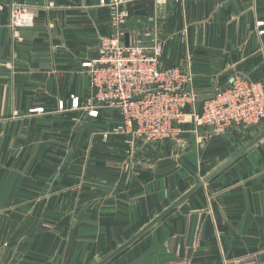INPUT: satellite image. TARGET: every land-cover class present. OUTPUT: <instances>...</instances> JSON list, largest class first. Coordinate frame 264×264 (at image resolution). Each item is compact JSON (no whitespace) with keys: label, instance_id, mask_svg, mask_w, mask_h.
<instances>
[{"label":"crops","instance_id":"1","mask_svg":"<svg viewBox=\"0 0 264 264\" xmlns=\"http://www.w3.org/2000/svg\"><path fill=\"white\" fill-rule=\"evenodd\" d=\"M49 2L55 8L46 12L42 7ZM13 4L35 13L34 25L16 39L9 27ZM126 7L129 40L151 45L160 39L162 67H190L200 94L228 88L236 77L264 87V26L257 24L264 22V0H131ZM116 33L100 0H0V102L20 104L26 89L35 94L53 85L54 34L70 51L95 48L97 35ZM178 34H188L191 42L182 45ZM97 57L98 50L88 59ZM263 125L255 135L232 126L204 137L205 154L219 153L210 172L261 134ZM140 182L132 202L124 200V213L93 223L100 235L70 242L63 236L68 224L47 216L84 215L82 191L73 203L68 193L54 195L47 177L0 174V264H91L98 258L97 264L200 181H179L167 171ZM149 215L153 219L133 231ZM81 220L77 229L84 230ZM108 264H264V139Z\"/></svg>","mask_w":264,"mask_h":264},{"label":"rangeland","instance_id":"2","mask_svg":"<svg viewBox=\"0 0 264 264\" xmlns=\"http://www.w3.org/2000/svg\"><path fill=\"white\" fill-rule=\"evenodd\" d=\"M100 6L109 9L102 6L101 2ZM26 8L35 18L34 11ZM52 8L55 6L50 2L42 7L46 12H50ZM127 11L128 22L130 11ZM34 22L29 27L17 29L11 24L10 13L9 27L13 37L16 39L22 30L31 28ZM258 23V26H264V22ZM104 35L95 37V48L92 44L90 48L75 47L69 51L60 46L61 36L54 34L53 85L47 88L38 87L35 94L26 93V89L22 102L13 104L14 106L9 102H0V131L3 130L0 134V174L47 177L54 195L68 193L70 200H74L73 203L75 199L72 197L76 196L77 192H83L86 206L84 215L78 218L76 214L70 213L67 218L63 217V220L59 213L47 216L54 224H68L69 230L63 232V236L70 242L76 240L77 236L85 237L87 242L88 239L100 235L98 230L92 228L93 223L111 219L109 217L113 218L112 214L117 212L124 213V200L132 202L136 191L142 188L140 181H152L167 171L179 181H201L212 172L210 170L220 160H216L219 153L205 154L206 142L203 138L208 140L207 136L218 135L228 129L220 131L214 127H193L192 130L185 126V133L176 140L159 144L136 141L135 145L130 147L126 137L110 134V129L113 128L112 120H120L117 114L102 112L99 118L92 119L85 114V110L67 113L73 110L72 97L81 99V105L87 107L85 103L93 89L90 72L82 65L90 62L88 58L98 50L101 39L106 38ZM178 37L182 45H186L187 41L191 42L188 34H178ZM193 41L199 44L204 40ZM162 57L165 58L164 55ZM61 103H64L63 111L60 110ZM261 124L251 127L234 126V129L243 130L245 135H255ZM83 216L85 229H77V224L81 225L83 222ZM151 219L152 215L142 218L133 226V231L136 232ZM72 225L74 229H71ZM130 235L129 233L123 240H128ZM123 240L119 243H123ZM122 245L116 246V249ZM88 258L94 260L95 254ZM95 259L97 261L98 258Z\"/></svg>","mask_w":264,"mask_h":264},{"label":"built area","instance_id":"3","mask_svg":"<svg viewBox=\"0 0 264 264\" xmlns=\"http://www.w3.org/2000/svg\"><path fill=\"white\" fill-rule=\"evenodd\" d=\"M130 1L100 0L102 6L109 7L117 33L102 38L98 57L82 65L90 72L93 91L86 100L87 107L72 97L73 110H85L92 119L102 112L117 114L120 120L111 119L110 134L126 137L130 147L136 141L159 144L176 140L185 133L187 124L222 131L264 122V87L259 82L236 77L228 88L200 94L190 68L162 67L161 41L151 45L130 41L126 47L123 28L129 12L122 7ZM34 20V14L25 6L12 5L11 24L15 28L29 27ZM60 110H64V103Z\"/></svg>","mask_w":264,"mask_h":264},{"label":"water","instance_id":"4","mask_svg":"<svg viewBox=\"0 0 264 264\" xmlns=\"http://www.w3.org/2000/svg\"><path fill=\"white\" fill-rule=\"evenodd\" d=\"M129 36H125V45L129 47ZM264 139V131L259 134L254 140H252L249 144L244 146L239 152L230 157L224 163H222L218 168L213 170L210 174H208L205 178H203L198 184H196L192 189L185 192L178 200H176L171 206L166 208L160 215L146 224L139 232H137L132 238L127 240L122 246L113 251L110 255L104 258L98 264H108L115 260L118 256H120L123 252H125L128 248H130L135 242H137L141 237H143L146 233H148L151 229H153L157 224L163 221L170 213H172L176 208H178L184 201L190 198L195 192L204 188L215 176L220 174L223 170H225L228 166L234 163L237 159H239L242 155H244L251 148L256 146Z\"/></svg>","mask_w":264,"mask_h":264}]
</instances>
